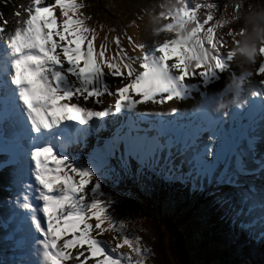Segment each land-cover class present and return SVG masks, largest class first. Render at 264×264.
Wrapping results in <instances>:
<instances>
[{
  "label": "snow or ice",
  "instance_id": "snow-or-ice-1",
  "mask_svg": "<svg viewBox=\"0 0 264 264\" xmlns=\"http://www.w3.org/2000/svg\"><path fill=\"white\" fill-rule=\"evenodd\" d=\"M85 7L27 0L14 19L0 11V170L12 166L0 202V264H149L150 246L110 210L116 197H105L106 179H132L145 192L153 177L179 182L210 197L237 234L264 244V42L248 51L249 65L258 64L253 83L252 71L231 66L244 28L218 31L242 5L226 19L208 0H166L119 32L90 24ZM144 14L151 35H170L130 34ZM225 73L223 88L209 94ZM193 93L200 99L190 109L156 110ZM106 231L111 239L100 238Z\"/></svg>",
  "mask_w": 264,
  "mask_h": 264
},
{
  "label": "trees",
  "instance_id": "trees-1",
  "mask_svg": "<svg viewBox=\"0 0 264 264\" xmlns=\"http://www.w3.org/2000/svg\"><path fill=\"white\" fill-rule=\"evenodd\" d=\"M164 2L166 0H84V11L92 16L90 24L98 27V22L102 21L109 26L115 25L119 32L129 19L141 15V8ZM208 2L217 3L216 15L223 14L226 19L232 14L233 4L242 5L238 19L218 30L225 35L228 27L238 30L243 26L248 5L264 8V0ZM226 39L231 46V38L226 36ZM151 183L150 192L142 191L132 179L122 180L118 185L106 179L102 188L105 197H116L110 209L113 214L125 219L127 229L135 228L136 234L150 246L154 257L149 259V264H188L179 240L188 241L195 261L203 264H264V244L251 243L243 233L237 234L230 228L211 205L210 197L193 196L179 182L162 183L153 177ZM104 234L106 238L112 237L111 232Z\"/></svg>",
  "mask_w": 264,
  "mask_h": 264
},
{
  "label": "rangeland",
  "instance_id": "rangeland-1",
  "mask_svg": "<svg viewBox=\"0 0 264 264\" xmlns=\"http://www.w3.org/2000/svg\"><path fill=\"white\" fill-rule=\"evenodd\" d=\"M24 3H27V0H7V7H3L2 5H0V11L3 12V15L6 19H14V18L10 17V13L12 12L13 8L18 4H24ZM56 15H57V17H59V10L58 9L56 10ZM138 23H139V29H136L134 27H129L127 29V31L130 34H134L137 38H140L142 40H148V41H150V40H162L166 37V35H170V34H166L164 32H161L158 35H151L146 30L150 27V18L147 15L144 16L143 19L140 20V22H138ZM103 35H104L103 31H101L99 33V36L97 37V40H96L97 45H99L100 39L103 37ZM110 38H111V35L109 34V39ZM112 47L114 48V45H112ZM228 47L230 48L231 46H228ZM250 71H254V68H252ZM225 77H228L227 73L221 75V78H225ZM193 82H195V81H193ZM252 82L258 83V78H256L255 81L252 80ZM224 85L225 84L221 83L219 86V90H221ZM104 133L105 132L103 130L99 135L102 137V136H104ZM90 141L91 140L89 138L88 147L85 148V150H88V148L91 147L93 142L90 143ZM260 146L261 145H259V147ZM3 159L5 160L6 157L4 156ZM1 175L2 176L0 177V184H2V186H0V188H1L0 189V196L4 199L5 197H7L9 195V193L7 191H5V186L9 183L10 176L6 173H1ZM223 190L228 191L229 189L227 187H225ZM2 223H3V215H2V213H0V255H3V243H4L3 238L5 235V229L3 228ZM100 238L108 240V239H111L112 237L106 238L105 234L103 233ZM179 246L181 247V252H182L183 256L187 258L188 264H203V262H201L199 260L195 261L196 256L190 250L191 249L190 246H192V245H189L188 241L179 240Z\"/></svg>",
  "mask_w": 264,
  "mask_h": 264
},
{
  "label": "clouds",
  "instance_id": "clouds-1",
  "mask_svg": "<svg viewBox=\"0 0 264 264\" xmlns=\"http://www.w3.org/2000/svg\"><path fill=\"white\" fill-rule=\"evenodd\" d=\"M244 34L238 35L234 46L236 57L244 64H250L248 51L264 42V8H251L243 16Z\"/></svg>",
  "mask_w": 264,
  "mask_h": 264
},
{
  "label": "bare ground",
  "instance_id": "bare-ground-1",
  "mask_svg": "<svg viewBox=\"0 0 264 264\" xmlns=\"http://www.w3.org/2000/svg\"><path fill=\"white\" fill-rule=\"evenodd\" d=\"M232 68H233V70L237 73V74H239V72L241 71V70H251L252 68H254L255 69V67L256 66H258V64H256V65H249V64H244V63H242L237 57L234 59V61L232 62ZM252 73H253V75L249 78V79H251V80H254L255 81V79L256 78H260L256 73H255V71H252ZM227 78L228 77H225V78H221L220 77V79L218 80V81H216V82H214V83H212V84H210L209 86H208V88H207V91L209 92V94H212V93H214L215 91H217V90H219V86H220V84L222 83V84H225L226 83V81H227ZM254 83V82H253ZM199 94L198 93H193V98L192 99H189V100H187V101H185V102H183V103H177V102H173V101H169V102H167V104L166 105H164V106H160V105H157V106H155L156 107V110H161V109H164V110H166L167 108H170V107H173V106H175V107H180V108H182V109H184V108H188V109H190V108H192L193 107V105L195 104V103H197L198 101H199ZM149 107H152L151 105H148ZM139 107H143V106H139ZM104 136H102V137H105V136H107L108 135V131H106V130H104ZM90 143H92V142H94V140H93V138H90ZM260 148H261V150H264V145H261L260 146ZM3 157H4V154L3 153H0V161H2V160H4L3 159ZM11 165H8V166H6V167H4L3 168V170H0V177L2 176L1 175V173H6V174H8L9 175V173H10V170H11ZM0 186H2V184H0ZM1 189V188H0ZM7 193V192H6ZM4 199L0 196V202H2Z\"/></svg>",
  "mask_w": 264,
  "mask_h": 264
}]
</instances>
